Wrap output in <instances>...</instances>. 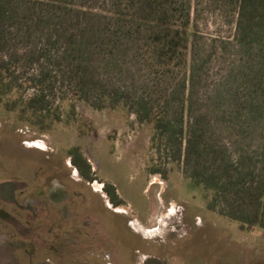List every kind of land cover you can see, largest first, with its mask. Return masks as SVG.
I'll return each instance as SVG.
<instances>
[{
  "label": "trees",
  "instance_id": "trees-1",
  "mask_svg": "<svg viewBox=\"0 0 264 264\" xmlns=\"http://www.w3.org/2000/svg\"><path fill=\"white\" fill-rule=\"evenodd\" d=\"M211 1L237 16L241 57L205 92L192 0H0V104L43 133L76 123L77 101L124 109L154 130L150 173L182 164L211 211L264 230V0ZM222 122L258 146L234 152ZM69 155L93 180L82 150Z\"/></svg>",
  "mask_w": 264,
  "mask_h": 264
},
{
  "label": "rangeland",
  "instance_id": "rangeland-1",
  "mask_svg": "<svg viewBox=\"0 0 264 264\" xmlns=\"http://www.w3.org/2000/svg\"><path fill=\"white\" fill-rule=\"evenodd\" d=\"M192 25L205 59L204 90L213 92L240 62L237 16L211 0H192ZM76 112V123L43 133L0 104V179L13 170L20 179L61 169L79 173L69 155L71 148L79 147L95 179L93 184L84 178L80 183L90 211L98 208L102 230L113 244L115 264H146L151 259H159L157 264H237L232 255L245 247L255 251L257 261L242 259L239 264H264V230L243 231L239 223L211 211L203 193L189 186L182 164L166 166L168 179L149 172L159 161L151 147V125L140 123L124 109L97 110L82 101L76 102ZM228 124H217L216 132L234 152L249 149L250 144L258 146L260 134L238 143ZM95 183L115 185L128 212L105 207L106 198ZM7 247L0 245V264H30L24 252ZM108 251L100 248L99 256L86 260L106 264ZM37 257L42 261L45 255Z\"/></svg>",
  "mask_w": 264,
  "mask_h": 264
},
{
  "label": "flooded vegetation",
  "instance_id": "flooded-vegetation-1",
  "mask_svg": "<svg viewBox=\"0 0 264 264\" xmlns=\"http://www.w3.org/2000/svg\"><path fill=\"white\" fill-rule=\"evenodd\" d=\"M76 169L79 173L63 169L53 170L51 174L36 172L31 179H20L17 170L12 174L7 172L6 177L0 179V245L24 252L30 264H35L40 253L45 257L38 260L39 264L55 260L62 264H91L86 259L99 256L100 248L109 250L106 264H115L113 244L102 230L98 208L90 211L88 197L80 183L85 179L93 184L95 179H87L77 166ZM95 186L103 191L105 207L128 212L121 206L124 200L116 187L119 204L113 200L107 183H95ZM235 251L232 257L238 258L237 264L242 259L257 261L253 257L255 251L249 247ZM158 262L159 259H151L146 264Z\"/></svg>",
  "mask_w": 264,
  "mask_h": 264
},
{
  "label": "bare ground",
  "instance_id": "bare-ground-1",
  "mask_svg": "<svg viewBox=\"0 0 264 264\" xmlns=\"http://www.w3.org/2000/svg\"><path fill=\"white\" fill-rule=\"evenodd\" d=\"M171 211V210H170ZM173 211V210H172Z\"/></svg>",
  "mask_w": 264,
  "mask_h": 264
}]
</instances>
